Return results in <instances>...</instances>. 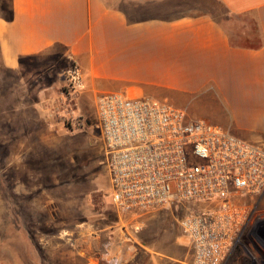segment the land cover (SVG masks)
Instances as JSON below:
<instances>
[{"label":"crops","instance_id":"0c3cea01","mask_svg":"<svg viewBox=\"0 0 264 264\" xmlns=\"http://www.w3.org/2000/svg\"><path fill=\"white\" fill-rule=\"evenodd\" d=\"M10 10V20L0 17V73L57 56L77 63L85 90L165 102L264 144V0H10ZM5 122L7 170H15V193L28 194L24 149L37 146V131L28 142L23 119L20 130ZM129 236L116 235L108 261L136 264L145 254L131 251ZM86 238L98 264L100 236Z\"/></svg>","mask_w":264,"mask_h":264},{"label":"rangeland","instance_id":"374dc122","mask_svg":"<svg viewBox=\"0 0 264 264\" xmlns=\"http://www.w3.org/2000/svg\"><path fill=\"white\" fill-rule=\"evenodd\" d=\"M9 5V0H0V17L8 15ZM69 65L60 57L42 55L18 72L0 73V264H92L85 253L86 237L96 235L98 264H118L108 261L106 252L124 230L131 251L145 252L136 264H180L189 245L179 219L189 209L211 207L218 200L140 215L117 210L97 126L96 94L84 88L69 97L61 76ZM10 92L16 98L6 99ZM35 103L44 107V115H37ZM7 104L12 113L7 114ZM8 117L19 130L23 119L22 137L28 142L37 131V146L24 149V195L15 193V170H7L5 161ZM236 201L249 206L251 220L225 264H264V238L258 233L264 225V191Z\"/></svg>","mask_w":264,"mask_h":264},{"label":"built area","instance_id":"2783aa9c","mask_svg":"<svg viewBox=\"0 0 264 264\" xmlns=\"http://www.w3.org/2000/svg\"><path fill=\"white\" fill-rule=\"evenodd\" d=\"M61 76L69 97L84 89L75 61ZM95 104L117 210L140 215L218 200L179 219L189 245L180 264H225L251 220L236 200L264 191V144L149 98L102 92ZM258 233L264 238V225Z\"/></svg>","mask_w":264,"mask_h":264},{"label":"trees","instance_id":"16d2710c","mask_svg":"<svg viewBox=\"0 0 264 264\" xmlns=\"http://www.w3.org/2000/svg\"><path fill=\"white\" fill-rule=\"evenodd\" d=\"M9 3H10V0H9ZM11 16H12V12L10 10V5H9V10H8V15L6 17H4L6 20H10L11 19Z\"/></svg>","mask_w":264,"mask_h":264}]
</instances>
